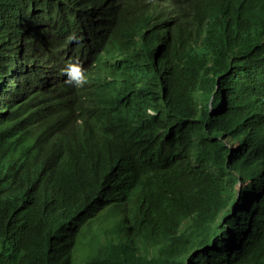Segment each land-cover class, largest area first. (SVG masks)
Wrapping results in <instances>:
<instances>
[{
	"label": "trees",
	"instance_id": "trees-1",
	"mask_svg": "<svg viewBox=\"0 0 264 264\" xmlns=\"http://www.w3.org/2000/svg\"><path fill=\"white\" fill-rule=\"evenodd\" d=\"M0 264H264V0H0Z\"/></svg>",
	"mask_w": 264,
	"mask_h": 264
},
{
	"label": "clouds",
	"instance_id": "clouds-1",
	"mask_svg": "<svg viewBox=\"0 0 264 264\" xmlns=\"http://www.w3.org/2000/svg\"><path fill=\"white\" fill-rule=\"evenodd\" d=\"M74 39V36L69 37V40ZM65 72L68 77L66 83L77 89L84 87V85L89 82L85 74V70L79 60H76L75 62L69 61L66 66Z\"/></svg>",
	"mask_w": 264,
	"mask_h": 264
},
{
	"label": "rangeland",
	"instance_id": "rangeland-1",
	"mask_svg": "<svg viewBox=\"0 0 264 264\" xmlns=\"http://www.w3.org/2000/svg\"><path fill=\"white\" fill-rule=\"evenodd\" d=\"M240 185H241L240 183H237V184H236V189H237V191H238V189L240 188Z\"/></svg>",
	"mask_w": 264,
	"mask_h": 264
}]
</instances>
